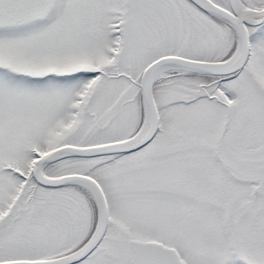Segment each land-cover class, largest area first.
Masks as SVG:
<instances>
[{
	"label": "snow or ice",
	"instance_id": "snow-or-ice-1",
	"mask_svg": "<svg viewBox=\"0 0 264 264\" xmlns=\"http://www.w3.org/2000/svg\"><path fill=\"white\" fill-rule=\"evenodd\" d=\"M0 264H264V0H0Z\"/></svg>",
	"mask_w": 264,
	"mask_h": 264
}]
</instances>
